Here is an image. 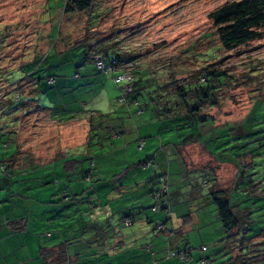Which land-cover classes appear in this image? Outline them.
Returning a JSON list of instances; mask_svg holds the SVG:
<instances>
[{
	"label": "rangeland",
	"instance_id": "374dc122",
	"mask_svg": "<svg viewBox=\"0 0 264 264\" xmlns=\"http://www.w3.org/2000/svg\"><path fill=\"white\" fill-rule=\"evenodd\" d=\"M230 1L238 0H96V5L90 11L64 15L62 13L64 0H0V101L7 92L13 89L9 96L14 103H17L16 91L19 94L24 93L28 81L25 78L23 82H19L23 77L21 74L24 73L21 70L38 56L45 57L43 61L39 62L41 69L51 71L55 78L62 81H65V78L71 80L74 73L78 72L83 80L88 69L94 71L93 65L88 63L79 69L77 68L83 58L84 47L76 46L84 44L91 45L93 53L111 54L107 56L109 59H112L113 53L119 55L121 59L123 57L125 59L131 58L130 60L134 61L132 68L124 67L123 73L119 76L128 74L132 77L133 70V73L137 72L134 76V87L141 89V83H144L142 87L145 88L136 98L139 104L137 106L134 100H131L132 96L137 95L135 93L127 96L125 103L120 102V97L131 90V85L126 80L117 85L111 75L109 79L104 81L103 85L94 86L90 84L85 87V91L69 89L68 93H61L60 95L57 94V91L62 89L58 83L53 86L43 81L41 84L42 93L35 98L40 106L56 109L61 106L68 107L70 113L80 111L82 113L79 114V117L84 116L86 118L97 112L100 116L103 115L102 119L94 116L91 124L92 130L88 131L89 124L86 118L59 124L50 120L47 112L28 114L23 117L19 116L17 119L14 117L16 124L6 127L4 131L16 132L15 136L18 137L22 150H35V153L38 154L35 162L41 164L48 161L46 157L51 150L59 152V148L63 149L67 146H84L87 138H89V144L85 145L82 151L88 153L86 159L90 157V161L82 160L81 156H75V159L80 161V169L82 166L86 170H89V167L92 169L95 161L104 166L103 178L106 181L95 183L98 178L93 175L94 184L92 185L110 183L107 180H111L112 172L118 173V178L123 180L133 179V177L140 180L148 176L151 171L143 173L142 169H139L138 171L142 173L138 174L137 168L133 169V165L139 164L140 160L144 162L146 154L153 156L156 152H163L164 150L167 155L175 154V157H171L172 160L170 161V166L173 169L175 167V160L173 161V159L178 156L176 161L183 166L184 175L187 172L188 166L186 165L191 166V168H206L205 171L212 170L217 174L223 187H229L234 178L236 167L234 164H221V161L231 158V155L228 152H223L219 156L214 155L216 158L218 157L215 160L197 142L190 143V141L181 146L187 133L182 132L183 135L167 133L165 131V119L159 117L157 112L166 111V108L159 105L161 100L168 105L171 101L174 102L176 98L181 100L177 93L174 96L168 95L164 84L170 80L181 81L190 77L195 70L205 65L196 60L197 55L205 53L209 47L214 49L218 47L216 37L212 34L213 25L207 19V15ZM208 35L210 37H207ZM193 45H195V49L191 51ZM218 54L220 55L218 59L225 58L223 67H231V72H234L236 76H241L243 65L252 68L255 72L260 70L263 75L259 79L249 77L250 81H246L245 77H239L240 81H237L236 86L229 87L221 93L218 107L206 110L205 114L213 119L215 127L237 125L246 117L253 101L264 96V35L262 39L249 46L241 47L231 53L219 51ZM103 57L107 60L105 56ZM212 62L209 61V63ZM94 74L97 75L96 72ZM99 75L104 76L105 73ZM8 76L14 79L12 84L7 80ZM44 76L45 74L42 77L44 78ZM146 80H150L152 84L147 86ZM252 80L255 81L251 82ZM16 82H19V87H16ZM74 85H77V81L74 82ZM19 96L20 99L24 98L21 94ZM3 108L0 105V111ZM3 115L0 114V126L8 123L5 122L7 117ZM121 131L124 133L119 134ZM191 135V139L201 137L198 130L192 132ZM206 137L207 135L204 134L202 140ZM225 140L228 138L223 139V141ZM141 141H148L149 147L152 146L153 148L152 151L142 153L138 150V143ZM5 144L6 139L2 138L0 156L10 150L11 144L7 148ZM206 145L216 149V141H210ZM231 145L225 144L216 150L219 151ZM209 146L207 147L209 148ZM30 151L28 152L30 153ZM211 152L216 153L215 150ZM245 163H248V159H245ZM156 167L158 166H153L152 169ZM56 168L59 169V166ZM157 170L158 168H156ZM37 171L39 169L31 170L30 173ZM245 171L251 175L249 178L252 182L260 181V178L264 176V154L254 159L252 170L245 168ZM198 173L200 174V172ZM3 175L0 176L5 177ZM41 175L35 176L40 177ZM19 177L21 178V176ZM154 178V176L151 178L153 180L150 181V184L153 191L158 192L160 197L153 199L150 196L148 206L145 207L146 210L144 211L152 215L156 212L163 214L166 219L163 222L164 225L159 224L162 223L159 217L154 219L155 222L147 225L149 235L153 238L151 241H153L155 248L156 246L160 247L156 238L158 236L155 237V235L156 233L165 235L163 232L167 228L168 233L171 232L174 236L173 239L176 238L178 242H172L171 249H168L171 245L168 246L167 243L172 239V236L170 239L166 235L162 237L166 241L164 246L167 251L156 255V259H152V264H175L177 262L179 264H240L241 255L242 258L244 256L249 258V256L257 254L255 253L257 250L256 241L254 246L241 250L237 248L239 241H232L229 244L224 229L217 221L216 207L208 200L210 199V197L208 198V191L212 187V183L209 182V186L206 184L208 187L203 188L202 183L205 177L199 178V187L204 192L203 197L196 200L187 198L188 202H183L181 200L183 195H180V192L186 193L187 196V188L195 187L196 183L186 180L187 186L185 187L187 188L184 190L182 188L185 185L182 183L183 176L175 175L178 183L173 187L169 186L170 197L167 194L168 198L164 203L162 200L166 196L164 195V198L162 196L165 183L159 182V177L155 180ZM46 179L42 175L39 180L40 186L35 181L33 187H25V190L20 191V193L35 194L42 192L43 194L44 191L37 190L50 186V184L42 186L41 183H45ZM48 181L50 180L48 179ZM74 181L73 179V185H76ZM31 182L29 181V183ZM130 182L134 183L132 180ZM13 186L16 185L13 184ZM179 188L181 191L178 190ZM21 189L22 186L20 185L19 190ZM103 190L105 189L98 192V198L102 200L103 205L109 206L110 204L105 201L106 198L103 196ZM123 197L129 198L131 196L125 194L122 199ZM259 197L253 196V200H256L255 204L253 201L249 202V205L258 208L252 210L251 220L255 223L260 221L257 226L253 222L252 230L264 227V217H261L264 215V197ZM177 198L181 200V204L173 208L174 213L172 215L175 227L178 229L171 231L168 227V218L171 216V205H175L173 201ZM258 198L259 200H257ZM122 199H119L121 204H123ZM82 205H87V203ZM130 205L133 206L129 208L128 213L134 214L142 211L138 209L140 205ZM181 209L186 212L181 213ZM178 210L179 214L185 216L179 220L176 218L178 215L176 211ZM185 219L187 222L184 224ZM188 219H191V223H188ZM126 221L124 219L125 225ZM157 223L162 226L161 229L156 226ZM251 233L253 235L255 232ZM176 243H178V248ZM176 248L178 250H175ZM229 249H235V251L231 253ZM187 251L189 253L188 260L185 262L178 257V254Z\"/></svg>",
	"mask_w": 264,
	"mask_h": 264
},
{
	"label": "crops",
	"instance_id": "0c3cea01",
	"mask_svg": "<svg viewBox=\"0 0 264 264\" xmlns=\"http://www.w3.org/2000/svg\"><path fill=\"white\" fill-rule=\"evenodd\" d=\"M77 68L79 69L78 66ZM88 70L85 72L83 80L80 74L78 78H75L74 74L71 80L65 78V81L55 78L54 85L58 83L62 89L58 90L57 94L68 93L69 89L85 91V87L90 84L94 86L97 84L103 85L104 81L110 78V75L103 76L96 71ZM91 72L93 73L91 74ZM95 72L97 75L94 74ZM94 75L95 77L92 78ZM76 81L77 85H74ZM80 113L82 112L75 111L70 113L68 107L61 106L60 108L58 107V113L52 119L53 121L61 119L65 121L69 116H73L74 119H84V116L79 117ZM123 133L122 131L119 132V134ZM184 147L181 148L184 149ZM152 149V146L149 147L148 141L138 143V150L142 153L151 152ZM183 149L181 150L182 154ZM4 155L0 156V173H2L0 175L4 174L3 176H5H0V264H152V259H156V255L167 251L164 246L166 241L162 237L166 235L170 239L172 236V239L167 243L168 246L171 245L168 249H171L172 242L178 241L176 238L173 239L174 236L171 232L168 233L169 231L166 228L165 232H163L165 235H161V233H156L155 235V237L158 236L156 238L160 247L156 246L155 248L153 246V241H151L153 238L149 235L150 232L147 225L153 223V221L155 222L154 219L156 217H159L162 222L159 224L164 225L163 222L166 217L163 214H157V212L152 215L144 211L146 210L145 207L148 206L150 193L153 190L150 184V181L153 180L151 178L154 176L155 180L159 177V182L165 183L166 198L163 197L162 203L167 201V194L170 197L169 186L173 187L178 183L175 175L183 176V181H181L185 184L182 186L184 190L187 188L185 187L187 186L186 180L196 183L195 187L189 185L191 189L187 188V196L186 193L180 192V195H183L181 199L183 202H188L187 198L196 200L199 197H203L204 192L199 187V178L205 177L202 183L203 188L208 187L209 182L213 185L214 175L212 170L205 171L204 169L206 168H191V166L186 165L188 167L184 175L183 166L176 161L178 156L173 159V161L175 160L173 169L170 166V161L172 160L171 157H175V154L167 155L164 150L163 152H156L153 156L146 154L144 162L140 160L139 164L133 165V169L137 168L136 172L138 174L151 171L148 176L140 180L135 177L123 180L118 178V173L112 172L111 180H107L110 183L106 182L107 184L103 183L100 185H92L94 184L92 177L95 175L98 178L95 183L106 181L103 178L104 166L97 161L94 162L92 169L89 167V170H86L82 166L81 169L78 168L75 172L70 170L66 173L63 165L64 161L59 160L62 162L59 165V161L43 163L37 167L36 170L39 169V171L30 173V171L26 170L18 171V169H15L13 171L6 169L7 165L1 163L4 160ZM181 157L183 158V156ZM53 164L54 167H52ZM156 165L158 166L156 167L158 168L157 171L156 168L152 169ZM57 166H59V169L56 168ZM139 169H142V172L138 171ZM204 171L205 174H203ZM197 172H200V174H197ZM40 174L45 179L48 177L50 180L46 179L45 183H41L42 186L46 184H50V186L37 190L44 191L43 194L42 192L35 194L20 193V191L25 190V187H33L35 181H37L36 184H39L42 175L40 177L35 175ZM240 174L241 171L236 168L232 183L227 188L222 186L216 173L215 180L221 189H229L233 212L241 221L242 227L248 229L247 232L243 233L241 231L236 233L235 236L226 234V239L229 244L232 241H239V245H242L244 243L243 238L246 235L261 229L259 227L252 230L253 222L255 223V221H251V213L253 209L258 208L249 205V202L253 201L254 204L256 203V200H253V196H259V191H262L264 184L262 185V182H260V185L256 183L248 185L249 180L246 178L248 174L244 173V178L242 179L239 177ZM3 178L5 179L3 180ZM192 178L195 179L191 180ZM73 179L76 185H73ZM130 180L134 181V183H131ZM29 181L32 182L29 183ZM13 184L17 187H14ZM20 185L22 186L21 190H19ZM102 189H105L103 190L105 201L111 206L103 205L101 203L102 200L98 198V192ZM178 190L181 191L180 188ZM125 194L131 197H123L122 199ZM119 199H122L123 204H121ZM181 200L177 198L173 201L175 205H171V216L167 217L169 221L168 227L171 231L178 229V227H175L172 213H174L173 208L181 204ZM208 200L212 202L211 198ZM83 203H87V205H82ZM130 204H134V206L140 205L138 209L142 211L134 214L128 213L129 208L133 206ZM212 204L214 203L212 202ZM176 212L178 213L179 210ZM185 212L181 209V213ZM215 212L217 221L220 223L217 209ZM182 217L184 218L185 216L179 213L176 216L177 220ZM261 217H264V215ZM126 218L130 220L129 225L124 223ZM194 218L196 219V217ZM185 222H187V219H185L184 224ZM259 222L255 223L256 226ZM188 223H191V219H188ZM159 224L157 223L156 226L160 227L161 225ZM254 241L262 242L263 238H258ZM239 245L237 248H239ZM176 247L178 248V243H176ZM177 248L175 250H178ZM229 250H231V253L235 251V249ZM239 250L241 249L239 248ZM185 253L188 257V251Z\"/></svg>",
	"mask_w": 264,
	"mask_h": 264
},
{
	"label": "trees",
	"instance_id": "16d2710c",
	"mask_svg": "<svg viewBox=\"0 0 264 264\" xmlns=\"http://www.w3.org/2000/svg\"><path fill=\"white\" fill-rule=\"evenodd\" d=\"M95 5L96 0H64L62 13L64 15L84 13L92 10ZM207 19L211 21L213 25L214 30L212 34L216 37V40L219 44L218 47H216L215 49L209 47L207 48V51L205 53L197 55L196 60L198 62H203L205 65L200 66V68L195 70L194 74H192L190 77L182 79L181 81L170 80V82L164 84L166 85V87L164 86V88L165 91H167L168 95L174 96L175 93H177L178 97H180L181 100L176 98V100H174V102L171 101L169 105L161 100L159 105H162V107L166 108V111L164 110L165 112H163L162 110L158 111L157 113L159 117L161 116L165 119V131L167 133H173L174 135H183L182 132L187 133L184 141L182 142L183 145H185V143H189L190 141V143L197 142L203 148H205L206 151H208V153L211 154L215 160L218 157L216 158L214 155L219 156L223 152H228L231 155V158L222 159L221 164H234L235 167L241 171L239 177L240 179H242L244 178L243 174L246 173L245 168L252 170L254 167V159L261 156V154H264V96L253 101L246 117L237 125L215 127L213 119L205 113L209 108L218 107L221 99V93L227 90L229 87L236 86V84H238V82L240 81L239 77H245L247 81L249 80V77H257V79H259L263 76L260 70L255 72L252 68L246 67V65L244 66L243 64V66L241 67V69H243V72L240 73L241 76H236L234 72H231V67H223L222 64L225 61V58L218 59L220 57L218 52L224 51L226 53H231L241 47L249 46L250 44L262 39L264 35V0L230 1L224 3L220 7L210 12L207 15ZM207 37H210V35H208ZM84 45L76 46L84 47L83 58L78 65L79 68L83 67L82 65H86V63L90 65L92 64L94 71L102 74L105 72L99 71L96 67V61H102L107 72L105 73V75H111L115 81V78L118 77L119 74L123 73L124 67L132 68L133 66L134 61L130 60L131 58L125 59L123 57V59H121L119 55H115L113 53L112 59H109V57L107 56L111 54L106 53L102 55L99 53H93L91 45ZM193 49H195V45L191 46V51ZM103 56H105L107 60H105ZM44 58L45 57L42 56L35 57L32 62L26 64L22 68L21 71H24V73L21 74L23 75V77L19 82H23L25 78L28 80H26L27 83L25 81L26 89L24 93H20L24 98L20 99V94L16 91L18 100L16 99L17 103H14L9 96L11 94V91L13 90L11 89L6 93L4 97H2L0 101V105L4 107L0 111V114H4L3 116L7 117L5 118V122H8L7 124L5 123L3 124V126H0V143L1 139L4 138L6 139V148L11 144L9 152H5L6 154L3 157L4 160L1 163L7 165L6 169L9 170H36L37 167L41 166V163L35 162V159L38 157V154L35 153V150H28L30 151V153L27 150H22L19 139H17L18 137L16 138L15 136L16 132L9 131L7 129V131H4V129L6 127L8 128L12 125H15L16 123L14 119L19 118V116L23 117L24 115L26 116L28 114H44L47 112L49 114V119L53 121L52 117L56 116L58 113V109L44 108L37 104V101L35 100L36 96L42 93L41 84L43 81H46L47 84L54 86L55 76H53L51 73H48L51 71H48L47 69H41V66L39 64V62L43 61ZM209 61L213 62L209 63ZM112 68H116L118 70L115 69L114 71H110V69ZM236 69L238 70V68ZM43 74H45L44 78L42 77ZM74 74L75 78L79 77L78 72ZM136 74L137 72L133 73L132 70V82H128V84L131 85V90L123 95V97H120L121 103H125L126 97L135 93L137 95L135 97L132 96L131 100H134L137 106L139 105L136 98L145 88L142 87L144 83H141V89H136L134 87V76ZM7 80H9L10 84L14 82V79L11 78V76L10 78L8 76ZM255 80H252L251 82H254ZM146 81L147 86L149 84H152L150 83V80ZM19 82H16V87L20 86L18 84ZM117 85H120V83H118ZM93 114L89 115L88 118L84 117V119L86 118L89 124L88 131H90V129L92 130L91 124L94 116H97L101 119L103 117V115L100 116L99 114H97V112H94ZM73 120L76 119H74L73 116H69L67 117V119H65V121L64 119H61L58 121L54 120V122L60 124L64 122H71ZM197 130L200 131L201 137L199 136L197 137V139L196 137H194L195 139H191L192 132ZM212 133L213 135L211 136ZM204 134H206L207 137L206 139L202 140V136ZM225 138H228V140L223 141V139ZM210 141H216V147L214 146L216 149L225 144L232 145L218 151L216 149L210 148L209 145H206ZM89 142L90 139L87 138V142L84 143V146H67L63 149L59 148V152L51 150L50 152H48V155L46 157L48 161H46L45 163L63 160L66 173H68L70 170L75 172L79 168L78 166L80 163L79 160L75 159V156H81L82 160H87L86 155H88V153L82 150L85 148V145L89 144ZM207 146H209L210 149ZM212 150H215L216 153L211 152ZM245 159H248V163H245ZM87 161H90V159H88ZM212 173L214 175L213 185L209 189L208 196L216 206L217 216L223 229L225 230V233L229 236H235L236 233H239L241 231L243 233L247 232L248 229L242 227L241 221L235 216L233 212L229 189H221L216 184L214 171ZM249 177H251L250 174L246 176V178L249 180V182L247 183L248 185L251 183L259 184L260 182H262V185L264 184V176H262L260 178V181L258 182H252ZM262 187V191H259L260 197H264V186ZM153 194L158 195L159 193L152 190L150 196L155 199V197H153ZM164 195L166 196L165 192L163 193L162 197H164ZM125 220H128L130 222V220L127 218ZM161 227L162 226L158 228ZM255 232L256 233H254L253 235L252 233L246 235L243 238L245 242L242 245H239V248L243 249L246 247H252L255 245V239L263 238L262 242L257 241V250L255 252L257 254H253L254 256H249V258H247V256H244L242 258L241 255V259L239 261L240 264H264V228L258 229V231ZM183 253L185 259L182 261H187L188 257L185 252ZM178 257L180 258V254H178Z\"/></svg>",
	"mask_w": 264,
	"mask_h": 264
},
{
	"label": "built area",
	"instance_id": "2783aa9c",
	"mask_svg": "<svg viewBox=\"0 0 264 264\" xmlns=\"http://www.w3.org/2000/svg\"><path fill=\"white\" fill-rule=\"evenodd\" d=\"M97 63H96V67L98 68V70L99 71H101V72H105V73H107L106 72V69H105V66H104V63L102 62V61H96ZM115 69H110V71H114ZM123 80H126L127 82H132V77L131 76H129L128 74H123L122 76H118V77H116L115 78V83H120V82H122ZM120 102H121V100H120ZM162 182V181H161ZM166 193V189L164 188V190H163V193ZM153 197H155V198H159L160 197V194L159 195H156V194H153ZM155 210V209H154ZM130 224V222L127 220L126 221V225H129ZM161 229V228H160ZM205 249V248H204ZM180 259L181 260H184L185 258H184V253H182V254H180Z\"/></svg>",
	"mask_w": 264,
	"mask_h": 264
}]
</instances>
